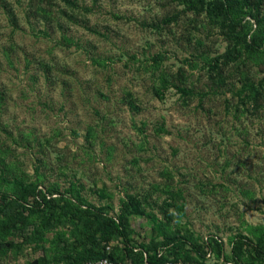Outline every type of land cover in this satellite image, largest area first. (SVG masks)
<instances>
[{"label":"rangeland","instance_id":"374dc122","mask_svg":"<svg viewBox=\"0 0 264 264\" xmlns=\"http://www.w3.org/2000/svg\"><path fill=\"white\" fill-rule=\"evenodd\" d=\"M223 33L179 0H0L2 157L43 190L79 183L111 216L137 193L161 219L164 192L181 190L184 213L170 210L171 226L192 238L186 249L206 251L214 237L228 255L232 236L264 228V98L238 95L243 76L264 77V53L225 64ZM38 224L13 230L0 264L57 257L49 242L25 240ZM131 228L136 242L149 241L145 216ZM71 230L59 224L45 238L72 239ZM206 253V264H227Z\"/></svg>","mask_w":264,"mask_h":264},{"label":"trees","instance_id":"16d2710c","mask_svg":"<svg viewBox=\"0 0 264 264\" xmlns=\"http://www.w3.org/2000/svg\"><path fill=\"white\" fill-rule=\"evenodd\" d=\"M185 9L198 16L204 15L209 22L224 29V36L230 43L227 51L219 57L223 63L256 61L264 53V0H179ZM167 19L166 21H170ZM217 59V58H216ZM209 62V68L218 75L220 65ZM238 68V65H237ZM241 93L248 100L257 103L258 96L264 98V77L254 83L243 76ZM181 96H193L192 89L176 86ZM130 110L136 112L134 101L128 99ZM6 150L4 152H8ZM39 167H36V172ZM2 157L0 151V251L8 252L15 245L7 241L13 230L24 231L31 219L38 220L37 228L27 242L44 248L45 242L58 250L57 257L44 260L42 264H85L89 261L108 259L111 262L133 264H167L182 262L186 264H206L207 250L227 264H264V228H255L252 237L237 233L230 239L231 248L228 255L218 239L209 237L204 242L207 250L195 246L196 253L186 249L191 237L183 234L179 228L173 229L171 222L180 219L184 213V196L181 190L169 188L164 193L166 198L160 207L162 218L159 219L151 210L146 196L125 194L120 199L119 212L108 215L102 207L91 204L82 194L79 183H69L64 192L57 189L40 188V181H33ZM155 190H157L155 188ZM102 198L103 192L101 191ZM58 195L57 197H53ZM181 202V203H180ZM84 207V208H83ZM170 210L177 215L174 217ZM24 213H28L24 215ZM135 216H145L151 224L148 242H136L131 228ZM72 228L70 237L63 231H56L51 240L45 238L56 225ZM69 236V235H68ZM113 242L110 250L106 247ZM64 243L61 249L59 245ZM116 243V244H114ZM53 248V249H54Z\"/></svg>","mask_w":264,"mask_h":264},{"label":"built area","instance_id":"2783aa9c","mask_svg":"<svg viewBox=\"0 0 264 264\" xmlns=\"http://www.w3.org/2000/svg\"><path fill=\"white\" fill-rule=\"evenodd\" d=\"M112 246V243L109 244L106 247V250H110V247ZM210 254L207 253V257H209ZM85 264H133L132 262H125V263H116V262H111L108 259H99V260H95V261H89ZM167 264H186V263H182V262H173V263H167Z\"/></svg>","mask_w":264,"mask_h":264}]
</instances>
